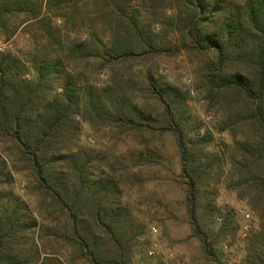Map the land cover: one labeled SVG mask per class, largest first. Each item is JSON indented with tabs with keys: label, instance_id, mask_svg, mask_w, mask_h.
<instances>
[{
	"label": "trees",
	"instance_id": "obj_1",
	"mask_svg": "<svg viewBox=\"0 0 264 264\" xmlns=\"http://www.w3.org/2000/svg\"><path fill=\"white\" fill-rule=\"evenodd\" d=\"M82 1L46 0V8L73 9L70 14L75 18ZM88 1L111 8L116 20L108 40L93 33L67 39L39 1L0 0V26L10 16L19 18L14 29L25 25L34 40L33 48L22 55L0 51V138L8 144L9 155L30 169L35 189L48 202L49 215H56L52 219L58 228L51 234L91 264H129L140 225L123 202L125 180L119 171L129 172L140 159L116 168L96 150L77 147L74 139L82 121L103 123L129 136L151 132L150 123L156 119L120 90L124 82L91 83L78 64L85 68L97 60L101 67H109L133 56L183 48L209 55L200 73L210 101L237 107L229 109L221 126L233 132L229 179L235 187H244L260 220L247 239L242 264H264V0H161L175 10L167 19L181 37L178 47L153 39L131 0ZM144 83L161 106L159 133L174 138L193 233L206 259L221 264L220 252L199 221L200 213L215 210L202 193L199 177L201 167L203 171L209 167L204 160L207 141L188 138L180 89L150 72L143 76ZM241 125L250 134L237 138L234 131ZM142 152L137 151L138 158ZM209 156L218 159L217 154ZM12 179L0 157V264H61L34 245L36 228L41 227L10 188ZM229 218L220 224V233L229 230Z\"/></svg>",
	"mask_w": 264,
	"mask_h": 264
},
{
	"label": "rangeland",
	"instance_id": "obj_2",
	"mask_svg": "<svg viewBox=\"0 0 264 264\" xmlns=\"http://www.w3.org/2000/svg\"><path fill=\"white\" fill-rule=\"evenodd\" d=\"M37 1L42 3L43 12L52 18V24L61 29L63 37L67 39L89 37L93 33L100 39L108 40L113 35L116 19L107 4L100 2L95 5L83 0L77 5L79 17L74 18L71 16L73 9L69 12L48 11L46 0ZM131 5L142 14L144 25L153 39L163 46L178 47L181 37L172 31L167 19L175 13L172 7L161 0H131ZM19 20L10 16L7 23L0 26L2 51L22 55L33 48L34 40L28 28L22 25L14 29ZM208 57L179 48L133 56L109 67H101L97 60L85 68L84 64H78V68L86 70V77L91 83L124 82L125 86L119 84L120 90L126 92L143 113L156 119V122L150 123L151 132L131 133L129 136L103 123L82 121L74 139L77 147L96 150L116 168L132 165L140 159L139 165L130 166L129 172L119 171L124 174L125 180L123 202L140 225L138 237L131 248L129 264H217L206 259L200 239L193 233L186 179L180 172L173 136L159 133L157 123L162 120L161 106L151 99L146 84H143V76L147 72L180 89L184 98L183 119L188 138L205 137L207 141L204 160L209 167L203 171L202 166L199 177L202 193L215 210L200 213L199 221L220 252V263L242 264L247 239L260 224L258 211L254 209L247 191L230 183L228 161L234 143L233 132L231 128L221 130V126L226 121L227 112L237 107L228 106L225 101H210L200 73V67ZM25 77L29 78V74ZM234 132L237 138L250 134L249 128L243 125ZM6 146L8 144L0 138V157L6 161L13 178L10 188L28 205L37 219L38 227H41V230L36 228L34 245L41 253L52 254L61 264H91L64 239L51 234L58 228L53 220L56 215H49L48 202L35 189L30 169L9 155ZM139 150H143V154L138 158ZM210 154H217L218 159ZM226 216L230 217L229 230L222 234L219 226ZM149 250L157 254L150 255Z\"/></svg>",
	"mask_w": 264,
	"mask_h": 264
},
{
	"label": "built area",
	"instance_id": "obj_3",
	"mask_svg": "<svg viewBox=\"0 0 264 264\" xmlns=\"http://www.w3.org/2000/svg\"><path fill=\"white\" fill-rule=\"evenodd\" d=\"M0 51H2V50L0 49ZM244 228L246 229V228H247V225L244 226ZM149 254H150V255H154V254H157V252L154 251V250H149Z\"/></svg>",
	"mask_w": 264,
	"mask_h": 264
}]
</instances>
